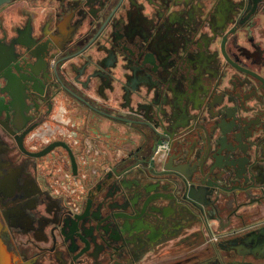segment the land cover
I'll use <instances>...</instances> for the list:
<instances>
[{
	"label": "flooded vegetation",
	"instance_id": "1",
	"mask_svg": "<svg viewBox=\"0 0 264 264\" xmlns=\"http://www.w3.org/2000/svg\"><path fill=\"white\" fill-rule=\"evenodd\" d=\"M263 263L264 0L0 6V264Z\"/></svg>",
	"mask_w": 264,
	"mask_h": 264
},
{
	"label": "water",
	"instance_id": "2",
	"mask_svg": "<svg viewBox=\"0 0 264 264\" xmlns=\"http://www.w3.org/2000/svg\"><path fill=\"white\" fill-rule=\"evenodd\" d=\"M11 1H12V0H0V6L6 4V3H8V2H11ZM253 163H255V162H253ZM253 163H252V164H253ZM259 200H260V199H258V198H257V199H253L252 202H253V201H259Z\"/></svg>",
	"mask_w": 264,
	"mask_h": 264
},
{
	"label": "crops",
	"instance_id": "3",
	"mask_svg": "<svg viewBox=\"0 0 264 264\" xmlns=\"http://www.w3.org/2000/svg\"><path fill=\"white\" fill-rule=\"evenodd\" d=\"M258 195H259V192L258 191H249L247 193V196H249V197H252V196L256 197Z\"/></svg>",
	"mask_w": 264,
	"mask_h": 264
},
{
	"label": "bare ground",
	"instance_id": "4",
	"mask_svg": "<svg viewBox=\"0 0 264 264\" xmlns=\"http://www.w3.org/2000/svg\"><path fill=\"white\" fill-rule=\"evenodd\" d=\"M242 249V248H241ZM257 251V250H256Z\"/></svg>",
	"mask_w": 264,
	"mask_h": 264
},
{
	"label": "built area",
	"instance_id": "5",
	"mask_svg": "<svg viewBox=\"0 0 264 264\" xmlns=\"http://www.w3.org/2000/svg\"><path fill=\"white\" fill-rule=\"evenodd\" d=\"M161 147V146H160Z\"/></svg>",
	"mask_w": 264,
	"mask_h": 264
},
{
	"label": "rangeland",
	"instance_id": "6",
	"mask_svg": "<svg viewBox=\"0 0 264 264\" xmlns=\"http://www.w3.org/2000/svg\"><path fill=\"white\" fill-rule=\"evenodd\" d=\"M264 264V263H263Z\"/></svg>",
	"mask_w": 264,
	"mask_h": 264
}]
</instances>
